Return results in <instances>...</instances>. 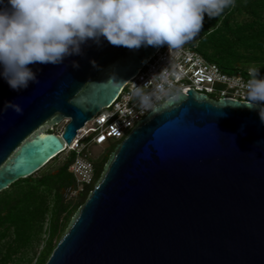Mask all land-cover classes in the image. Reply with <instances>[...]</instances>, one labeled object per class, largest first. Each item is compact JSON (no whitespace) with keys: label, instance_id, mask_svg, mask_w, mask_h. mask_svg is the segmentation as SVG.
<instances>
[{"label":"water","instance_id":"obj_1","mask_svg":"<svg viewBox=\"0 0 264 264\" xmlns=\"http://www.w3.org/2000/svg\"><path fill=\"white\" fill-rule=\"evenodd\" d=\"M157 51L105 41L63 65H34L39 83L20 92L0 77V192L71 145ZM179 95L116 146L45 264H264L258 111L192 89ZM5 101L23 114L2 111ZM63 120L61 134L47 131Z\"/></svg>","mask_w":264,"mask_h":264},{"label":"clouds","instance_id":"obj_2","mask_svg":"<svg viewBox=\"0 0 264 264\" xmlns=\"http://www.w3.org/2000/svg\"><path fill=\"white\" fill-rule=\"evenodd\" d=\"M236 0H0V77L17 92L39 83L34 65H63L86 47L105 41L130 51L142 47L169 52L191 42L204 28L205 17H220ZM147 61H145L146 63ZM94 68L100 66L93 59ZM79 68L78 61H72ZM243 106L258 111L264 123V74L247 69ZM142 108L158 111L154 94L137 87ZM179 100V90L173 97ZM23 114V106L5 101L2 111ZM61 134V133H59ZM83 164H86L83 162Z\"/></svg>","mask_w":264,"mask_h":264},{"label":"trees","instance_id":"obj_3","mask_svg":"<svg viewBox=\"0 0 264 264\" xmlns=\"http://www.w3.org/2000/svg\"><path fill=\"white\" fill-rule=\"evenodd\" d=\"M192 42L202 56L229 74L240 71L248 76L250 66L259 67L264 74V0H236L220 17H205L204 28ZM63 152L0 192V264H45L101 178L112 153L99 163L93 162V180L79 191L70 170L74 151L69 150L55 166ZM69 190L79 191L81 198L68 200ZM56 236L59 239L54 243Z\"/></svg>","mask_w":264,"mask_h":264},{"label":"built area","instance_id":"obj_4","mask_svg":"<svg viewBox=\"0 0 264 264\" xmlns=\"http://www.w3.org/2000/svg\"><path fill=\"white\" fill-rule=\"evenodd\" d=\"M247 79L248 76L240 71L229 74L218 64L207 60L192 41L171 52L167 46L161 47L114 102L86 122L72 144L66 147L64 151L70 149L78 154L70 170L80 185L90 184L95 170L86 153L88 146L103 144L110 139L123 140L151 112L142 108L139 98L133 95L135 88L141 87L145 92L153 93L156 108L174 97L177 90L187 94L192 89L211 100L232 98L245 101ZM74 191L69 190V193Z\"/></svg>","mask_w":264,"mask_h":264},{"label":"rangeland","instance_id":"obj_5","mask_svg":"<svg viewBox=\"0 0 264 264\" xmlns=\"http://www.w3.org/2000/svg\"><path fill=\"white\" fill-rule=\"evenodd\" d=\"M67 124V120H63L61 121L59 124L56 125H52L51 127L47 128V131H54L55 133H62L65 125ZM116 139H110L108 142L103 143V144H90L86 150V153L89 157V159L95 163H99L100 160H102L104 157H106L110 152L113 151V149L115 150L116 148ZM70 150V149H69ZM69 150L64 151L61 156L60 159L58 160V162L56 163L55 166H58L60 164V162H62V160L64 158L67 157ZM75 155L77 156V152L74 151ZM99 181V180H98ZM97 181V182H98ZM96 182V184H97ZM79 184V182L77 181V185ZM95 184V185H96ZM79 187V191L81 190V188H83V185H78ZM79 191L77 192H72L71 194L69 193L66 198L70 201L73 202H77L80 198L81 195L79 194ZM65 232V231H64ZM63 235V234H62ZM61 235V236H62ZM58 236L55 237L54 239V243L58 240ZM43 248V246L40 247V250Z\"/></svg>","mask_w":264,"mask_h":264},{"label":"bare ground","instance_id":"obj_6","mask_svg":"<svg viewBox=\"0 0 264 264\" xmlns=\"http://www.w3.org/2000/svg\"><path fill=\"white\" fill-rule=\"evenodd\" d=\"M45 130H42V132H44Z\"/></svg>","mask_w":264,"mask_h":264}]
</instances>
